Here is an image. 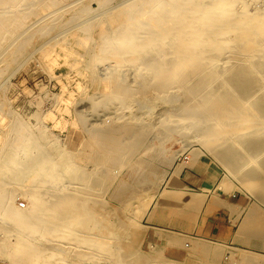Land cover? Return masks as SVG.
Returning a JSON list of instances; mask_svg holds the SVG:
<instances>
[{"label": "bare ground", "instance_id": "obj_1", "mask_svg": "<svg viewBox=\"0 0 264 264\" xmlns=\"http://www.w3.org/2000/svg\"><path fill=\"white\" fill-rule=\"evenodd\" d=\"M24 1L26 0H0L2 8L6 7L2 9L4 12L0 15V50L5 41L9 39L11 41L16 34L10 28L20 27L17 24L23 19L20 18L21 10L18 4ZM56 1L40 0V6L45 4L52 6ZM104 1L102 3L104 2L105 6L111 2ZM254 1L264 2V0H140L132 3L131 7L127 3L130 9L129 7L118 9L109 14V17L105 16L108 17L106 21L98 22V19L97 23L95 20L93 23L92 18L87 20L88 23L90 20L92 22L89 25L86 21L85 25L83 23H79L80 26L75 25L76 29L84 28L85 36L74 44L72 39L67 40L62 48L66 54L69 51L79 53L81 59H87L85 57L89 56L86 63L89 72H94L93 67L96 63L109 59L113 62L115 60L119 66L135 61L140 64H137V72L141 70L139 66L147 69L148 76H143L138 85L135 83L136 87L132 88L122 86L119 77L117 75L111 77V74V78L101 85L108 101L106 103L108 107L104 109L109 110L112 106L129 109L135 100L144 97L149 99L150 96L168 92L174 86H183L187 98L183 107L187 114L184 117H175L172 113L175 110H169L171 113H166L165 119L162 118L160 123L194 129L193 137L197 142L220 159L233 176L242 182L241 185L259 200L264 201V76L255 79L258 63L264 60V10L258 15L250 14L247 7ZM31 6L34 8L35 4ZM88 7L82 11L83 15L92 14L93 11L90 12V6ZM76 16L77 14L74 17ZM63 18L47 21L46 29L53 31L64 28L67 22H64ZM41 28L45 31V27ZM95 33H98L99 38H93ZM140 35L144 40L139 37ZM168 39L175 51L168 48L166 52L167 50L172 52L170 51L171 54L167 52L168 56H164V49L162 52L156 48L162 47L163 42ZM24 48L22 50L18 48L19 52L25 51ZM153 49L158 51V55L162 52L167 60L160 57L161 60L158 62H154L153 59L150 60L152 62H147L139 56L147 50L151 53ZM229 53L234 56L231 55L235 60L232 62L234 64L229 67L230 69L224 67V71H217L220 61L230 58ZM259 57L261 59L255 63ZM10 58L12 59L11 56ZM84 61L82 60L83 63ZM243 62L245 65L242 67ZM187 70L189 71L186 72ZM189 99L193 100L192 103ZM9 110L3 109L0 112L7 113ZM3 119L0 121L2 236L0 258L5 264H93L102 262L97 254L114 253L113 248L102 241L111 234V231L100 228L94 216L82 209L80 200L72 197L74 195L70 192L71 187L77 183L79 172L77 158L63 159V164L51 169L53 161L50 152L37 143L36 137L30 134L23 124L13 125L10 121L7 126L5 123L8 120L6 117ZM112 130L113 132H110V129L109 132L101 131L105 135L97 131L98 140L108 137V144L104 146L107 153L126 156L125 141L132 139V134L127 136L132 130L127 135L117 128ZM33 149H38L35 156L31 153ZM149 153L151 152L147 150V155ZM260 158L262 161L257 162ZM68 175H73L74 179L72 181L67 179ZM61 180H69V186L63 187L57 196L53 197L46 191L47 183L55 185ZM21 195L29 198L30 206L26 210L15 204L16 196ZM200 204L202 206L201 201ZM83 245L89 246L87 248L89 250L84 251ZM71 246H75L77 251L78 248L84 247L83 252L72 258L71 251L75 249ZM196 247L197 251L205 256L223 255L221 249ZM94 249H97L95 253ZM68 250H71L69 257L65 256L69 254ZM109 258L111 259V256Z\"/></svg>", "mask_w": 264, "mask_h": 264}, {"label": "rangeland", "instance_id": "obj_2", "mask_svg": "<svg viewBox=\"0 0 264 264\" xmlns=\"http://www.w3.org/2000/svg\"><path fill=\"white\" fill-rule=\"evenodd\" d=\"M102 1L57 0V4L52 6L49 4L40 6V0H26L18 4V8L20 7L21 10L20 18L23 20L17 24L20 27L10 28L16 34L13 39L11 38V41L10 39L5 41L0 50V101H2L0 109L2 107L10 109L7 113L2 112L1 114L0 112V121L6 117L8 122L4 121V123L7 126L10 121L13 125L23 124L28 132L36 137L37 143L50 152V158L54 164H51L53 167L51 169L58 168L63 164V159L77 158L79 171L77 183L71 187L70 192L74 195L72 197L80 200L82 209L92 217L94 216L93 218L100 228L111 231V234L102 241L113 248L115 253H96L101 257L102 262L93 264H115L116 260H118L116 264L117 262L118 264L119 262L122 264H264V254L262 253L206 241H192L172 231L152 229L145 224L144 218L150 208L156 202L161 205L165 202L164 199L171 198V193L165 189L167 181L176 166L181 163L184 155L192 150H200L208 156L230 180L237 184L241 193L253 199L262 210H264V201L259 200L244 185H241L242 182L233 176L220 159L211 154L210 150L199 141L197 142L193 137L194 129L160 123L162 118L165 119L166 113H171L169 110H175L172 111L175 117H184L187 114L183 107L187 99L183 86H174L168 92L150 96L149 99L144 97L135 100L130 108L128 107L129 109L120 106H112L109 110L108 108L104 109V107H108L106 104L108 101L105 99L107 96H104L105 93L101 86L104 82L117 75L122 86L126 85V87L131 86L130 88H132L136 87L135 83L138 85L143 76L147 77L148 75L147 69L143 66H139L140 72L136 71L137 64H140L135 61L119 66L115 60L113 62L110 59V61L96 63L93 67L94 72H89L86 66L89 56L85 57L87 59H81L79 57L81 55L77 52L65 53L62 47L68 42L67 40L72 39L74 44L85 36L84 28L81 30L80 27H77L78 29H76L75 25L80 26L81 23L86 22L89 25L92 23V18L93 23L94 20L97 23L98 19V22L106 21L109 14L118 9H128L132 3L140 0H111V2L109 0L110 5L105 3L107 6L103 4L106 1L103 3ZM262 2H252L247 7L248 12L252 15L261 14L264 10V2ZM127 3L130 5L128 6ZM33 4H35L34 8L31 6ZM88 6H90V12L93 11L92 14L83 15L82 11L84 8H89ZM3 8L0 5V15L4 12ZM72 13L74 14L72 15ZM76 14L78 19L77 16L74 17ZM58 18H63L64 22H67L63 26L64 28H57L58 30L53 31L49 29L52 32L46 29L47 21L51 22ZM89 19L91 20L88 23ZM84 25L82 26L84 27ZM41 27H45V31ZM97 35L98 33H95L93 38H99ZM141 39L144 40V37ZM163 43L162 47L156 48V50L164 49V56L171 54V50V52L167 50L169 53L166 52L168 48L175 51L170 45L171 41L169 44V39ZM169 45L170 47H168ZM21 47L25 51L20 53L19 49H23ZM3 51L4 53H2ZM157 52L153 49L151 53H148L147 50L140 53L139 56L146 59L147 62H152L150 61L152 59L154 62H158L161 60L160 57L167 60L162 54L163 51L159 53L160 56ZM231 55L229 53V59L220 61L217 71H224V67L230 69L229 67L234 64L232 62H235L234 56ZM260 59V57L256 58L255 63H258ZM82 60H86L85 63ZM243 63H241L242 67L245 65V62ZM258 64L256 80L257 77L264 76V60L259 61ZM149 79L152 78L149 77ZM189 100L192 103L193 100ZM7 106L10 108L8 109ZM116 128L119 131H124L126 135L132 130L127 135L132 134V139L125 141L126 156L109 155L104 147L108 144V137L98 140V132H109V129L110 132H113L112 129ZM118 130L117 132H119ZM133 130L135 131L133 132ZM103 134L105 135V133ZM147 150L151 152L148 155ZM31 153L33 156L37 155L38 149H33ZM261 161L262 158L257 159V162ZM67 179L72 181L74 177L68 175ZM69 180H61L56 183L57 185H50L48 182L46 191L55 197L63 187L69 186ZM176 198L177 201L175 200L174 205L170 201L169 209L173 206L179 208L181 205L179 198ZM15 204L20 209L26 210L30 206V201L27 196L21 195L16 196ZM83 246L85 248L77 247L79 252L75 246H71L75 250H68L69 254L65 256L70 255L71 251V256L74 258L81 254V251L83 252V248L84 251L89 250L87 249L89 246ZM196 246L221 249L223 255L220 257L205 256L197 251ZM94 250L95 253L97 249ZM123 259L124 261H122Z\"/></svg>", "mask_w": 264, "mask_h": 264}, {"label": "crops", "instance_id": "obj_3", "mask_svg": "<svg viewBox=\"0 0 264 264\" xmlns=\"http://www.w3.org/2000/svg\"><path fill=\"white\" fill-rule=\"evenodd\" d=\"M165 189L172 196L150 208L144 218L147 227L264 254V210L200 150L184 155ZM176 197L181 205L169 209Z\"/></svg>", "mask_w": 264, "mask_h": 264}, {"label": "built area", "instance_id": "obj_4", "mask_svg": "<svg viewBox=\"0 0 264 264\" xmlns=\"http://www.w3.org/2000/svg\"><path fill=\"white\" fill-rule=\"evenodd\" d=\"M22 207H24V205L22 204ZM1 239H2V236H1V233H0V243H1ZM0 264H3V261L2 259L0 258Z\"/></svg>", "mask_w": 264, "mask_h": 264}]
</instances>
